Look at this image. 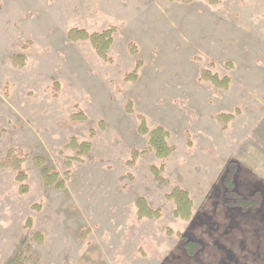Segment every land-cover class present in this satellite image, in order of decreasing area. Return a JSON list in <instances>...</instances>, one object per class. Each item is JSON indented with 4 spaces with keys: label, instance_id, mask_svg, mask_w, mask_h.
Listing matches in <instances>:
<instances>
[{
    "label": "rangeland",
    "instance_id": "rangeland-1",
    "mask_svg": "<svg viewBox=\"0 0 264 264\" xmlns=\"http://www.w3.org/2000/svg\"><path fill=\"white\" fill-rule=\"evenodd\" d=\"M111 28V63L68 36ZM139 116L169 133L168 160ZM10 151L26 157L27 194L2 168ZM37 157L65 190L44 187ZM176 188L190 220L174 215ZM139 199L161 218L139 220ZM20 252L26 264H264V0H0V264Z\"/></svg>",
    "mask_w": 264,
    "mask_h": 264
},
{
    "label": "trees",
    "instance_id": "trees-1",
    "mask_svg": "<svg viewBox=\"0 0 264 264\" xmlns=\"http://www.w3.org/2000/svg\"><path fill=\"white\" fill-rule=\"evenodd\" d=\"M175 1V0H171ZM185 2H195L198 0H184ZM209 2L211 5H217L221 0H205ZM116 29L111 28L101 33H93L90 34L86 30L81 29H72L69 32V39L74 43L80 42H89L91 46L94 48L98 56L106 63H111L112 59L110 58V52L114 45ZM16 60L19 62L21 66L25 63V58L22 56L16 57ZM19 65V66H20ZM126 80H137V73L134 72L131 75L126 77ZM201 80L208 81L212 83L216 88L227 89L230 84L229 78H220L216 74H212L210 71L206 70L203 72ZM131 107V104H130ZM130 112H132L130 110ZM75 121H83L86 122L87 118L83 114H77L73 117ZM138 119L141 121L140 133L143 135H149V144L150 149L155 152L156 157L161 161L168 160L173 152V148L169 145V133L164 128H156L152 131L147 127L146 121L144 117L139 116ZM218 120L222 124H228L229 122L234 120L233 115H221L218 117ZM104 125L101 124V128ZM95 131H92V135L95 136ZM71 146H77L82 149L84 153H88L92 149L91 143H82L81 145H77V141L73 140ZM143 152L142 154H144ZM140 153L134 152L133 159L136 160L139 157ZM26 157L16 153L15 151H10L2 163L3 169H12L17 174V181L20 183V193L27 194L29 191V187L27 185L28 177L23 169V165L25 163ZM34 163L37 167L41 169V176L43 180V185L46 189H52L55 191H63L66 188V182L61 179V175L56 171H51L49 168L45 167L46 160L42 157H37L34 159ZM164 165L160 168L153 167L151 170L155 176H160V174L164 170ZM169 200L175 202L176 209L174 215L178 219L182 220H190L192 217V209L193 202L189 197L188 192L183 189L176 188L173 190L171 195L168 196ZM138 210V218L139 220L148 219V220H158L161 218V212L159 210H152L147 201L145 199H139L136 203ZM31 224V221H28V224ZM167 235L174 236V232L171 229H167ZM177 237L181 239H185L181 234H177ZM187 246L190 250H193L194 243L188 242ZM8 264H26V256L25 253L20 252L13 260H11Z\"/></svg>",
    "mask_w": 264,
    "mask_h": 264
}]
</instances>
